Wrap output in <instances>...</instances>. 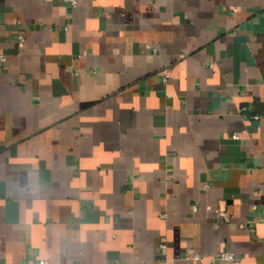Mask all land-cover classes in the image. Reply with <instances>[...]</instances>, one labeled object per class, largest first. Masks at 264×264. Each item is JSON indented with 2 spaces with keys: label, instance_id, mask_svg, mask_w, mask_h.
Listing matches in <instances>:
<instances>
[{
  "label": "crops",
  "instance_id": "1",
  "mask_svg": "<svg viewBox=\"0 0 264 264\" xmlns=\"http://www.w3.org/2000/svg\"><path fill=\"white\" fill-rule=\"evenodd\" d=\"M263 213L264 0H0V264H264Z\"/></svg>",
  "mask_w": 264,
  "mask_h": 264
},
{
  "label": "built area",
  "instance_id": "2",
  "mask_svg": "<svg viewBox=\"0 0 264 264\" xmlns=\"http://www.w3.org/2000/svg\"><path fill=\"white\" fill-rule=\"evenodd\" d=\"M66 2H68L72 7H76L81 0H65ZM18 42L20 44V46H24L25 42H26V35H25V31L24 30H20L19 34H18ZM170 76L169 73L166 74L165 78L167 79ZM235 138H239L240 134L236 133L234 134ZM209 184H206L205 187H208ZM192 208L194 211L198 210V205L197 204H192ZM216 213L217 215L220 216H224L226 218H229V214L226 210H224L221 207H217L216 208ZM261 220L264 222V213L261 216ZM167 249H168V238L166 236H164L162 238L161 244H160V250L162 252V254H166L167 253ZM188 258H193V259H202V254L201 252L193 249V248H189L187 250V255ZM234 258V253L230 252V251H224L220 254L219 259H232ZM21 264H50V262L46 259H39L36 260L34 257H30L26 260H24Z\"/></svg>",
  "mask_w": 264,
  "mask_h": 264
}]
</instances>
